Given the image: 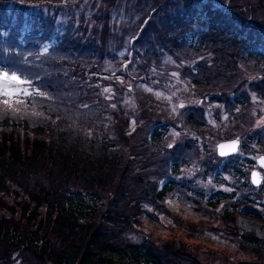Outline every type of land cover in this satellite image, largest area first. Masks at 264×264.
I'll list each match as a JSON object with an SVG mask.
<instances>
[{
  "label": "trees",
  "instance_id": "1",
  "mask_svg": "<svg viewBox=\"0 0 264 264\" xmlns=\"http://www.w3.org/2000/svg\"><path fill=\"white\" fill-rule=\"evenodd\" d=\"M11 1H0V66L34 80L38 76L48 98L42 103H26L15 112L0 104V264H216V260L264 264V226L262 238L243 231L233 208L259 199L264 189L247 185L257 191L235 201L231 194L219 191L205 194L190 178H175L179 166L200 156L201 149L196 137L172 146L160 144L173 126L174 116L165 109L159 113L151 97L138 103L139 110L152 109V115H163L161 119L128 118L120 133L112 134L118 126L111 130L105 124L113 103L83 83L84 65L94 66L104 57L101 45L88 37L83 23L72 28L66 25L55 34L56 14H25L28 5H18L15 12V6L7 4L15 5ZM214 1L221 7L211 0H182L181 5L178 0H146L152 6L150 17L141 15V26L130 47L133 61L140 57L144 61L137 68L145 80L149 61L158 60L163 47L173 55L182 51L191 58L204 51L208 55L185 65L182 73L198 92L211 94L210 100L225 103L230 111L236 106L232 96L241 92L248 97L241 88L250 79H242L234 64L242 49L258 50L255 56L264 67V16L256 15V5L249 2ZM260 2L264 4V0ZM192 22L207 25L198 46L182 39ZM163 30L166 38H160ZM54 35L55 43L49 46ZM163 70L162 66L159 73ZM253 88L264 95V78L257 79ZM179 116L183 126H195L197 134L206 128L199 105L186 106ZM99 118L102 121L96 120ZM89 121L91 132L83 128ZM250 138L245 135L247 143ZM220 161L212 164L206 160L200 168L207 165L211 174L219 170L237 178L245 172L229 160ZM178 190L196 223L232 236L235 255H203L211 257L209 262L178 237L157 233L132 237L143 225L146 205L171 217L180 230L189 231L182 227L186 220L164 202ZM222 201L224 205L218 208Z\"/></svg>",
  "mask_w": 264,
  "mask_h": 264
},
{
  "label": "rangeland",
  "instance_id": "2",
  "mask_svg": "<svg viewBox=\"0 0 264 264\" xmlns=\"http://www.w3.org/2000/svg\"><path fill=\"white\" fill-rule=\"evenodd\" d=\"M31 1L33 2H30V0H12L11 2L15 5L7 4L9 8L15 6L13 10L15 12L18 9L17 7H19L18 5L23 7L28 5L25 14L29 12L40 15L56 14L57 32L55 34H60L66 25L72 28L73 24L80 26L83 23L86 26V33L90 35L88 37L94 38L101 45L104 57L97 61L94 66L91 64L88 66L84 65L83 69L86 78L83 79V83L89 88L91 86L93 89H97L102 98L108 100L109 103H113V105L110 104L113 107H108L107 119L109 122L105 124L106 128L109 129L115 125L118 126L117 131H113L112 134L120 133V128L128 118L132 120L139 118L141 120L150 118L152 120L161 119L163 115H152V109L139 110L140 106L138 107V103L141 105L143 103L141 100L151 97L154 99L155 106H157L156 110L160 111L161 109L162 111V109H165L174 116L172 118L173 126H169L170 128L163 134L160 144L164 145L166 143L172 146L185 138L196 137L199 151L201 149L200 156L192 158L188 165L184 162L183 165L179 166V175L174 176L175 178L179 180L180 178L185 179V177L190 178L195 180L197 187L205 194L219 191L221 195L229 196L231 194L233 196L231 199L235 201H237L236 199L239 196L240 198L246 196L244 194L249 193V191H257L247 188V185L252 186L249 174L253 169L257 168L264 177V168L258 167L257 164V159L261 155L264 156V95L262 91H255L253 88V85L257 83V79L264 78V67L261 64V59L255 56V52V54H250L252 50L245 47L241 51L242 54L238 58L239 61L236 60L234 62L237 70H239L240 77L242 79H250L241 88L242 91L247 90L248 97L246 99L241 92L235 94L232 97L234 98V103L236 101V106L234 109L227 111L224 108L225 103H220L215 99L210 100L212 95H206L204 90H199L198 92V89L193 87L190 80L182 73L185 65L206 57L208 54L204 51L194 54L193 58H191L186 52L182 51L174 52L176 55H173V52L168 50L167 47H163L162 55L157 57L158 60L149 61L151 64L148 65L150 72L147 80L144 79L145 77L143 78V75L139 74L140 68L137 67L142 65L144 61L141 57L137 61H133V53L130 46L138 34L139 25L142 23L140 21L141 15L150 17L148 13L152 6H148L145 3L146 0ZM178 1L179 5H181L182 0ZM237 2L240 4L249 2L251 5H256V15L264 16V4L260 0H237ZM214 3L221 7L219 2L211 0V4L214 5ZM139 4L144 6L141 8ZM182 9H180V12ZM159 11L160 9L158 8ZM189 16L190 14L187 15V17ZM159 22L161 23V21ZM203 30H207V25L204 26L201 23L192 22L191 30L185 32L182 35V39L188 44L198 46L201 33L204 32ZM163 37L166 38L164 30L161 32L160 38ZM56 38L57 36L54 35L47 44L50 46V43H55ZM169 42L170 39L166 40L168 47L171 46ZM175 56L176 58H174ZM162 66L164 70L161 71V74L164 77L159 78L161 76L159 70ZM89 68L92 71L91 73H88ZM231 80L229 79L230 84L235 85ZM239 83L240 81L238 80ZM246 85L248 88L245 87ZM226 89L228 88L226 87ZM193 105H199V107L203 108L206 128L201 134H197L195 126L192 128L183 126L182 121L184 119L179 116L182 109L184 110L186 106L190 107ZM141 112L146 118L140 116ZM101 118L96 120L102 121ZM87 123H91V121L86 122L83 128L85 131L91 132ZM226 129L228 130L226 131ZM258 131L257 137L259 138L254 140V133ZM235 133L240 136H235ZM248 134L251 136L250 140L252 141L247 143L248 140L245 139V135ZM87 136H91V134L88 133ZM235 139H239L237 152L227 157V159L220 157L217 154L216 145L220 142ZM218 158L222 160L218 162L220 164L225 163L226 160L235 163L238 168L241 167L245 171L243 172L244 174L237 178L227 175L224 171L219 173L218 170V173L212 176V170L206 171L207 165L204 166L205 169L204 167L203 169L200 168L206 160L216 164ZM256 188L260 191L264 189V179L261 186ZM179 193V190L178 192L175 191L164 202L172 213H178L180 219L186 220V222H182V227H185L190 232L180 230L171 217L163 213L154 212L151 206L146 205L144 206L143 225L137 227L132 237L134 235L151 237L154 236L151 233H157L158 236L165 238H180L190 248H194L196 256H208L210 253L218 256L221 253L235 255L236 243L232 241V236L213 227L208 228L201 223H196L197 218L190 212L189 205L181 202ZM253 195L252 198H254ZM223 202H220L217 207L223 206ZM233 208L240 229L262 238L264 194H261L259 199H251L250 202L241 203ZM191 233L195 234V238L190 237ZM201 251L204 254H201ZM202 260L210 262L211 257H202ZM216 264H222V262L216 260Z\"/></svg>",
  "mask_w": 264,
  "mask_h": 264
},
{
  "label": "snow or ice",
  "instance_id": "3",
  "mask_svg": "<svg viewBox=\"0 0 264 264\" xmlns=\"http://www.w3.org/2000/svg\"><path fill=\"white\" fill-rule=\"evenodd\" d=\"M47 98V93L42 89L38 76L34 80L0 66V104L15 112L26 103H42ZM235 147V142L220 145L221 155L225 154V149L234 150ZM253 176L255 182V174Z\"/></svg>",
  "mask_w": 264,
  "mask_h": 264
},
{
  "label": "water",
  "instance_id": "4",
  "mask_svg": "<svg viewBox=\"0 0 264 264\" xmlns=\"http://www.w3.org/2000/svg\"><path fill=\"white\" fill-rule=\"evenodd\" d=\"M235 142L236 143V147L235 149H225L224 152L225 154L224 155H221V149H220V145H227V144H231ZM239 145V139H235V140H227L225 142H220L216 145L217 147V153L219 156L221 157H227V155H231V154H234L237 152L238 150V146ZM257 164L259 167H262L264 168V156L261 155L258 159H257ZM253 174H255V182H254V176ZM250 178H251V183L253 186H259L263 180V177H262V173L261 171H259L258 169H254L251 171L250 173Z\"/></svg>",
  "mask_w": 264,
  "mask_h": 264
}]
</instances>
